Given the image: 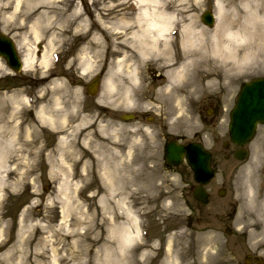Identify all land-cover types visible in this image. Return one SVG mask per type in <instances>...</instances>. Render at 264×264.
Returning <instances> with one entry per match:
<instances>
[{
    "label": "rangeland",
    "instance_id": "1",
    "mask_svg": "<svg viewBox=\"0 0 264 264\" xmlns=\"http://www.w3.org/2000/svg\"><path fill=\"white\" fill-rule=\"evenodd\" d=\"M3 1L9 2L10 12L14 10L13 0ZM52 1L59 4L58 8L63 11L61 15L53 16L56 22L50 31L59 33L58 27L67 23H71L69 29L72 28L73 21L76 23L73 19L77 17L72 12L75 5H79L84 14H80L78 20L86 18L91 33L99 29L97 19L109 28L106 38L95 42L81 32L72 34L74 30L56 34L52 48L48 49L55 54L52 52L47 64L40 65L41 56L35 54L34 67L22 70L14 80L8 74L5 62L0 59V100H8V96L15 94L24 106L28 104L30 112L20 116L22 120L34 123L36 133V140L31 143L33 154L16 153L19 145H11L8 150V168L15 169L14 156L22 155L24 160L11 175L9 186L0 193V242L5 243L0 247V253L10 245L19 244L22 238L15 257L25 260V251L39 249L42 238L53 237L60 248L57 259L65 252L73 251L74 261L70 259L66 264H98L103 253L101 245L110 227L107 211L112 212L107 210L108 207L104 209L105 202L101 199L105 190L103 167L108 166L115 177L120 176L117 182H124V187L111 200H117L127 208L140 227L139 247L132 250V254L145 251L147 264L159 263L169 245L183 248L189 264L210 258L220 261L217 264H244L246 254L260 255L264 260V226L258 228L254 224L255 221L264 223V212L261 211V208L264 210V133L259 129L253 145L249 146L252 154L247 161L239 163L232 157L227 160L221 147L226 121L220 123L216 136L215 129L208 126L206 109L202 110L204 106L208 108V102L212 100L220 101L222 107H229L240 84L264 76V68L258 64L247 65L228 79L219 75L218 83L213 84L208 83L209 78L204 76V72L190 68L187 86L183 87L181 79L171 90L165 91L162 85L167 78L164 67H158L157 60L163 56L162 47L159 51H150L142 59L137 56L135 48L127 49L130 53L134 52L136 62L126 63L123 72L109 71L114 66V53L124 48L122 44L125 40L127 45L132 40L125 35L124 28L118 30L114 26L117 19L126 17L132 11L131 0H110L112 3L108 7L107 0ZM188 1L179 0L181 9ZM196 1L194 10L189 13L194 15L200 26L211 29L202 23L200 16L209 9L214 12L213 0ZM83 2L85 8L81 4ZM25 12V8L18 7L16 16L7 22H3L0 16V32L8 33L15 40L22 41L24 38L27 42L24 41L22 47L29 50L35 42L32 43L33 38L27 35L29 22L24 20ZM91 13H94L93 19ZM133 26L130 25L129 31ZM82 58L92 62V68L86 72L80 69ZM37 64L40 67L35 66ZM135 67L139 81L133 84L127 78V71ZM108 73L119 84L117 91L105 89L103 83ZM99 74H103L98 89L100 92L95 97L86 96L84 85ZM42 76L45 79L38 80ZM54 79L62 81V84L54 86L51 84ZM124 86L130 90L138 89L132 93L130 102L123 100ZM41 98L51 104L58 98L59 104L52 105V108L71 119L70 130H63L68 132L66 150L74 152L71 156L67 154L61 165L70 173L67 185L57 164L60 152L58 142L64 134L61 135L60 129L50 130L37 121L35 111ZM128 112L137 113L138 119L122 121L120 115ZM143 114L157 118L153 123H147L144 117L141 118ZM201 117H205V122ZM164 127L165 133L181 135L187 140L198 132L203 135L206 148L212 151L217 174L206 186L210 193L207 205L193 200L190 189L193 180L188 169L165 167ZM19 131L23 141L30 139L25 138L24 125ZM23 172L26 174L21 179L20 173ZM220 187L226 188L223 197L217 195ZM66 201L72 204L75 211L71 215L67 212ZM73 220L78 223L73 224ZM120 222L130 224L125 217ZM87 226L91 230L90 237L96 234L102 238L96 243L90 240L88 244L81 240L78 246H73V241L82 235L81 231L84 232ZM226 226L232 229L231 234L225 233ZM68 229H74L73 234L59 242L58 239ZM179 235L183 237L179 238ZM28 257L31 264L33 256Z\"/></svg>",
    "mask_w": 264,
    "mask_h": 264
},
{
    "label": "bare ground",
    "instance_id": "2",
    "mask_svg": "<svg viewBox=\"0 0 264 264\" xmlns=\"http://www.w3.org/2000/svg\"><path fill=\"white\" fill-rule=\"evenodd\" d=\"M224 1L214 0L216 22L212 29H207L200 26L194 20V15L189 13L194 10V4H197L196 0H189L183 9H181L182 4L179 0H131V3L135 6L133 15L130 14L131 18L121 17L114 24L118 30L124 28L125 35L129 39H132L131 44H125V40V43L122 44L124 48L114 53V66L109 71L123 72L126 63L131 62L134 64L136 62L134 52L130 53L127 49L134 50L135 48L137 56L142 59L150 51H159L161 47L160 51L163 53V56L161 58L158 57L157 60H159L158 67H164L165 77H167V81L162 88L165 91L171 90L174 83L180 78L183 79V87L187 86L190 81V68L204 72V76L209 78V84L218 83L219 75L227 79L231 76L233 77L247 65L258 64L259 67L264 68V0H227L226 3ZM13 2L14 10L10 12L8 10L10 6L9 2L0 0V16L2 21L7 22L9 19L15 17L17 14L15 11L18 7L25 8L26 18L24 20L29 22L27 35L33 38L32 42L34 43L42 37L47 38L40 58V65L43 63L47 64V61H49L51 52L53 51H48V49L52 48V41L56 37V34L62 35V33L74 30L72 34L73 32L75 34V31L81 32V34H86L94 42L106 38L109 27L103 21L100 22L97 19L96 24L99 29L91 33V28L86 18L78 20L80 14H83L78 5H75L74 9H72V12L77 16L73 19L76 23L73 21L72 28L69 29L71 23L63 24L58 27L59 33H55L50 31V29L54 27L56 22L53 16L55 14L61 15L63 11L61 8H58L59 4L54 3L52 0H13ZM23 3L25 4L23 5ZM183 22L185 23L183 24ZM131 24L135 26L131 27V31H129ZM174 34L176 35L175 38L172 37ZM140 40V44L135 46V43H138ZM172 50L174 51L173 53L171 52ZM22 58L23 69L31 68L35 62L34 50H25ZM91 66L92 62L90 59L82 58L80 69L83 72L91 69ZM136 77V67L127 71V78L133 84L137 81ZM44 79L45 76H42L38 80ZM104 79L103 84L109 92L117 91L120 88L117 81L113 79L112 74L108 73ZM51 84L56 86L62 84V81L54 79L51 81ZM123 88V100L130 102L132 100V93H136L138 89L135 87L134 89L132 88V91V89L130 90L125 86ZM7 99L0 100V193L9 186L11 175L17 171V168L19 165H22L24 160L22 155H16L13 160L16 162L15 169L8 168V150L11 149L10 146L19 145L15 151L16 153L17 151H23L31 155L33 154L31 143L36 140L34 123L22 120L20 116L24 112H30L28 104L24 106L23 102L18 100L15 94L8 96ZM41 99L35 111L37 121L50 130L60 129L61 135L64 134L58 142L60 152H58L59 160H57V164L67 185L70 173L67 172V169L61 168V165L64 164L67 154L71 156L74 153L73 150L71 152L67 151L65 147L68 138V132L65 131L70 130L72 127L69 126L71 119L70 117L65 118L64 115L58 114L57 110L52 108V105L56 106L59 104L58 98L54 99L53 104L48 103L43 98ZM21 105L22 107L20 108ZM22 125L26 129L25 138L29 137L30 139L22 140V135L19 131ZM82 155L85 156L84 152ZM103 169L102 175L105 176V190L101 199L105 202L104 209L108 207L107 210H111L112 212L107 211V215H110L107 218V223L110 227L108 228L107 238L103 239L101 245L103 253H101L102 256L99 258L98 264H147L146 260H144L147 254L145 251L137 255L132 254V250L139 247L137 241L140 240L139 225L136 219H132L130 211L124 208L119 201L111 200L114 199L116 192L124 187V182H117L120 176L119 178L115 177L110 167L105 166ZM25 174V172L20 173L21 179ZM86 176L87 173L84 174L85 178ZM16 182H19V179H16ZM66 206L67 212L71 215L72 211H74L72 204L67 202ZM114 209H120V211L116 212ZM261 211L264 212L262 208ZM123 217L130 222L129 225L120 222ZM75 221L73 220V224L78 223L77 220ZM254 224L258 228L264 226L263 222L255 221ZM84 229V232L81 231L82 235L73 241V246H78L81 240L86 241L88 244L90 240H93L91 243H96L102 238L96 234H92L94 237H90L91 230L89 226ZM73 230H66L65 234L58 241L67 239L68 235L73 234ZM182 237V235H179V238ZM0 241H2V238ZM21 241L22 238L19 244L10 245L0 253V264H30L28 262L30 257L28 255L33 256V259L30 261L31 264H56V261H58L57 264H66L70 259L74 261L75 256L73 255V251L65 252L60 258H56L57 254L60 253V248L57 246L59 243L53 237L42 238L39 241V249L25 251L24 256H27L26 259L23 260L22 258V260H18L15 256L19 251L18 248L21 245ZM4 245V242H0V247ZM112 245L113 248H111ZM182 249L179 246L178 248H174L169 245L165 251V257L157 264H189ZM113 257L114 259H112ZM197 257H201V255L197 254ZM219 262L217 259L210 258L197 264H217ZM78 264L80 263L78 262ZM86 264H89V262Z\"/></svg>",
    "mask_w": 264,
    "mask_h": 264
},
{
    "label": "water",
    "instance_id": "3",
    "mask_svg": "<svg viewBox=\"0 0 264 264\" xmlns=\"http://www.w3.org/2000/svg\"><path fill=\"white\" fill-rule=\"evenodd\" d=\"M210 24V15L206 13L203 19ZM0 55L7 60V64L15 71H19V60L17 54L9 40L0 34ZM97 80H94L88 86V92L94 94ZM231 114L230 135L231 140L239 145L246 143L252 136L256 123L264 121V79L251 81L243 85L239 92L236 106ZM132 115H123V119L131 118ZM186 154L187 163L192 167L194 179L205 184L213 175L209 166V154L202 150L199 144H191L187 147L179 146L175 143L168 144L166 147V157L172 164H178L181 156ZM243 152L237 153L236 156L241 158ZM196 199L206 202L207 194L203 187L199 186L194 193Z\"/></svg>",
    "mask_w": 264,
    "mask_h": 264
},
{
    "label": "flooded vegetation",
    "instance_id": "4",
    "mask_svg": "<svg viewBox=\"0 0 264 264\" xmlns=\"http://www.w3.org/2000/svg\"><path fill=\"white\" fill-rule=\"evenodd\" d=\"M221 114V112L219 111L218 108L214 107L211 115V120L214 121L215 119H217L219 117V115Z\"/></svg>",
    "mask_w": 264,
    "mask_h": 264
}]
</instances>
